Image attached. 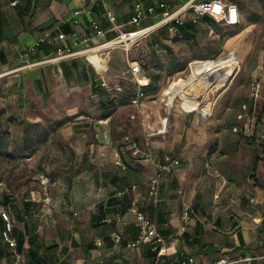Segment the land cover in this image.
<instances>
[{
	"label": "rangeland",
	"instance_id": "rangeland-1",
	"mask_svg": "<svg viewBox=\"0 0 264 264\" xmlns=\"http://www.w3.org/2000/svg\"><path fill=\"white\" fill-rule=\"evenodd\" d=\"M48 1L37 0V9L34 12L30 11V13H34V17L29 26L30 13L26 16L24 23L17 17L15 7L12 5L13 3H10V0H0L4 30L11 29L12 34L19 38V46L6 44L4 47L7 62H9L6 67L9 68L2 72L5 75H0V109H5L9 116H15L18 120L41 123L46 127H50L56 119L62 120L66 116L76 117L75 120L55 131L50 140L43 146H39L37 153L32 157L18 159L15 163L0 159V176L3 179L0 184V204L10 207L13 212H17L18 209L15 204L18 201L16 198L28 195L27 190L32 187L41 189L38 181L42 174L55 181L69 179L75 173L88 168L93 174H95L94 170H97L99 174L106 172V176H109L111 181L112 174L118 172L117 167L122 170V166L127 164L121 163L122 161L116 156L113 148L103 153H99V151L91 153L89 149L91 147L89 142L94 130L85 124L86 121L83 118L79 117L78 119L77 117L80 114H86L90 120L97 121L102 115L100 107H98L102 98L99 93L94 95L91 86L85 83L84 76L80 75L82 81L78 77V79L67 81L60 70V62L63 61H50L44 65L32 66V54L26 56L28 49L33 46L34 40L40 36L41 30L48 28L55 21L50 9L45 5L48 4ZM185 1L187 0H183V2ZM236 2L242 16L239 26L222 27L216 23H210L207 20L209 18H205L204 21L196 24L198 32L193 40H186L184 33L178 34L169 31V34L164 36L167 37L164 44L169 46L173 54H159L152 48L154 34L146 39H139L129 53L125 52L123 47H118L97 52L89 58L90 62L99 70L107 68L101 77L106 79L112 97L117 100L122 90L124 91L125 88H129L133 84L128 62L141 61L145 66L142 75H158L160 77L159 93L155 97L149 96L142 101L146 102L148 110H146V104L139 108L123 102L124 106L114 116L117 122V132L126 131V136L134 137L141 142L138 143L140 153L136 155L139 160L143 161L141 156L144 155L146 149L141 141L145 123L142 119V111H149V115L152 116L150 118L154 119L155 123L156 119L161 116L166 117L171 110L165 129L169 133L167 142L171 144L175 152H178L182 145L189 146L186 152L193 157L194 169L187 176V181L183 183L184 189L190 193L199 187L201 196L211 195V190H208L209 184L206 185L208 182H206L207 176L203 171V163L209 153L213 151L217 153L215 167L218 172L225 181L236 185L234 193H238V199L232 196L230 198L234 201L239 200L242 194L248 192L253 196L251 191L257 187H264V154L261 151L259 153L241 135L229 130L231 125L236 124V115L240 106L252 102L251 81L253 75L260 66L264 70V0H236ZM22 4V8H24L26 1ZM107 6L111 7L109 0H107ZM87 19L91 18L87 17ZM103 19H105L103 13L96 19L100 26ZM86 21L84 20L83 25H87V35L82 36H88L91 33L90 24H87ZM151 23L147 22L146 24ZM134 28L133 26L127 27V29ZM162 30H160V34L164 33ZM106 40L108 37L102 41L92 40L87 46L75 50L85 51L99 46ZM87 56V54H81V57H70L65 60L79 59L83 65L84 62L86 63L84 66L89 68V75L92 78L100 77V73H97V70L89 63ZM54 58L53 56L51 59ZM193 61L197 62L191 72L189 64ZM229 62H233L232 66L236 68V74L233 78L224 79L221 86L215 87L218 85V71L212 76L196 80L200 72L205 71L208 67ZM6 67L4 68L7 69ZM4 68H0V70ZM37 78L43 81L41 90L37 89L34 83ZM192 81L194 83L191 84ZM189 84L190 86L186 87ZM213 86L215 89H212ZM184 88L183 94L177 95L179 90ZM199 94L204 96L199 99V104L196 105L194 104L195 98ZM170 102H175L173 108L170 107ZM4 128L8 129L10 133L12 132L15 139L22 137L23 128L19 126H10V128L4 126ZM256 156H259L260 163L256 180H254L250 176V169L251 162ZM129 169L130 167L126 165L125 170L129 171ZM124 171H121L122 176L117 175L116 177L126 179L127 175L124 174ZM147 174L144 172L145 177H148ZM144 176L142 175L143 178ZM167 179L168 176H166L164 184L167 183ZM180 188L173 189L175 201L169 203L172 212L177 213L178 216L182 211V202L177 200ZM241 188L245 190H241ZM240 190L241 192H239ZM164 191L169 192L170 187L164 185ZM8 197L10 201H8ZM210 197L212 198V196ZM230 203L234 205V210L240 207V203L236 205L234 202ZM18 205L22 206L20 202ZM207 205L204 203L195 205V214L210 212L214 206H217ZM160 206L161 203L159 204L161 209ZM40 209L41 207L38 211ZM219 211L220 209H218ZM15 219L18 220L17 216ZM17 226L21 229L23 225L16 222V228ZM113 229L110 231L113 232ZM218 238L223 239L224 237L219 235ZM2 243L0 242V244ZM9 262L8 260L0 261V264H10ZM138 264L145 263L140 261Z\"/></svg>",
	"mask_w": 264,
	"mask_h": 264
},
{
	"label": "crops",
	"instance_id": "crops-1",
	"mask_svg": "<svg viewBox=\"0 0 264 264\" xmlns=\"http://www.w3.org/2000/svg\"><path fill=\"white\" fill-rule=\"evenodd\" d=\"M158 1L160 0H109L111 4L109 8L114 12L119 23L127 24L132 20L135 3L141 2L147 7ZM225 1L233 3L230 0ZM92 2L93 0H49L48 4L45 5L50 9V13H52L53 18L57 22L54 24V21L51 25L53 27L41 33L38 39L55 26L68 22L72 18L70 16H73L74 10L84 8ZM15 4L13 3L12 5L15 6ZM95 18L97 19L98 17ZM103 24L108 25L109 23L103 19V22H101L102 28H104ZM86 30L87 25L85 24L83 27L81 26L76 29L79 37L87 35ZM38 39H35L34 42ZM54 40L55 43L57 42V45H62L57 39ZM6 44L19 46V43H0V53L3 52L4 55L3 58H0V68L8 66L9 63L7 62V54L4 52ZM92 55H89L88 58H91ZM75 60L80 64V75H89V68L84 66L86 65L85 62L83 65V62L81 63L79 59L64 61L71 62ZM6 68L0 70V73L5 72L9 67ZM0 75L3 76L5 74L2 73ZM141 78L146 81L148 80L145 74ZM224 79L227 78L219 76L217 79L218 85L215 87L221 86ZM36 82L37 80H34V83ZM192 83L194 82L192 81ZM215 87L213 86L212 89H215ZM198 96L201 98L204 95L199 94ZM173 103L175 102H170V107L172 108L174 107ZM145 104L146 102H142L140 107L145 106ZM146 107V110H148L147 104ZM146 112L142 111V119H144L145 123L143 127V140L141 141L145 145V138L150 136L149 144L156 155L161 157L165 153H169L181 160V166L172 176L176 178L178 188L181 187L179 191L185 192V197L192 204L194 210L192 226L185 233L186 235L181 234V214L178 216L169 207V203L175 201V193L171 189L169 192L164 191V185L167 184H164L166 176L170 175L167 174L162 187L160 206V212L164 216L168 215L166 217L167 222L158 225L160 230L165 232V237L171 240L173 238L174 240L175 238L180 239L174 253L171 254L172 257L177 261L183 257L194 256L200 264H209L226 253H231L233 256H247L250 254L264 256V187H257L251 191L253 196L249 195L250 192H248L242 194L239 200L234 201L230 199L231 196L238 199V193H234L236 185L225 181L224 177L218 172L215 167L217 153L212 151L203 163V171L207 176L206 182H208L206 185L208 186L209 184L208 190H211V195L201 196L199 187H196L189 193L184 189L183 183L187 181V176L194 169L193 157L186 152L189 146L185 147L182 145L179 151L175 152L171 144L167 142V135L169 133L165 131L164 120L170 117L171 112L169 111L166 117L161 116L159 119H156L155 123L153 122L154 119L150 118L152 116L149 115V111ZM79 117L80 119L83 118L86 121L85 124L94 130V134L91 136V141L89 142L91 153L95 151L103 153L113 148L116 156L122 161L121 163L125 162L127 164L121 165L122 170L117 167L116 170L118 172L114 174L110 172L113 175L111 181L108 178L109 176H106V172L99 174L97 170H94L95 174H93L88 168L79 172L73 177V180L71 178L53 180L51 187L52 201L49 206H43L44 194H42L40 188L32 187L30 190L28 189V195L16 198L18 200L15 203L18 206L17 212L11 211L15 227L17 222L19 225H23L21 229L17 226L18 230L26 232L28 222L35 225L37 233L45 244L56 247L55 264H111L116 259H124L123 261L127 264H138L140 261L150 264L149 245H143V248H140L137 252H130L124 249L119 253L113 249L112 236L116 233L121 234L124 244L133 241L136 237L133 225H125L117 221V217L121 215L120 212L122 210L126 209L127 204L141 209L142 212H146L149 218L157 221V215L154 216L151 209L148 211V208H153V202L148 194L149 181L153 175V169L147 163L144 155L141 156L143 161L137 158L136 155L140 153L139 151L124 152L128 136H120L119 140L114 141L112 138V119L109 120V124L107 125L102 122L103 120H90L86 115L80 114L77 118L79 119ZM151 123L153 124L151 125ZM129 139L137 144L141 143L134 137ZM126 165L130 167L129 171L125 170ZM121 171H124V174L127 175L126 179L116 177L117 175L122 176L123 173ZM144 172L148 173V177L144 176ZM227 183L229 184L228 186ZM186 188H188V185H186ZM241 190L245 189L241 188ZM178 197L179 199L177 200L181 201V196L179 195ZM251 200L255 202L252 203ZM19 202L22 206L18 205ZM230 202H234L235 205L240 203V207L234 210V205ZM199 203L208 204L207 206L210 207L211 205L217 206H214L210 212L206 211L204 214L198 215L195 214V205ZM40 207L41 209L38 211ZM5 209H9V207L0 204V211ZM218 209H220L219 212ZM15 216H17V221ZM107 219H113L115 223L107 224L105 222ZM110 229H113V232ZM219 235H222L224 238H218ZM187 236L190 237L188 241H193V246L188 244L187 239H185ZM206 236H208L207 239ZM96 238H103L106 246L102 249H97L94 245ZM0 245L7 249L11 255L10 249L4 243ZM27 247L28 245H26ZM207 247L210 249H207ZM63 250H67V252ZM108 251H112L115 254L111 261L105 260V253ZM7 260L10 261V264H15V259L12 255L0 261Z\"/></svg>",
	"mask_w": 264,
	"mask_h": 264
},
{
	"label": "built area",
	"instance_id": "built-area-1",
	"mask_svg": "<svg viewBox=\"0 0 264 264\" xmlns=\"http://www.w3.org/2000/svg\"><path fill=\"white\" fill-rule=\"evenodd\" d=\"M100 3L103 6V16L110 24V29H103L99 22L93 17V7ZM72 18L66 23H70L74 29L73 33L66 35L61 31V24L55 26L52 30L45 32L33 46L28 49L26 56L34 54L37 49L47 43L48 41L57 39L58 41L68 42L71 47L67 49H58L54 59L53 56L45 57L40 61L33 62L32 66L44 65L50 61H64L70 57H81V54L92 55L97 50H109L123 47L125 52L129 53L133 45L139 39H146L151 35H154L162 29H168L170 32H176V27L184 26L186 22H193L197 24L202 22L205 18L214 19L216 24L222 27H237L241 24V11L239 7L231 2L225 0H160L155 4L144 6L143 3L137 2L133 7V17L127 24L119 23L114 12L107 6V0H93L90 5L74 10ZM90 17V32L88 36L79 37L77 28L83 26L84 20ZM152 22L151 24H146ZM128 26L135 27L134 29H127ZM108 33L116 34L111 40L100 44L91 49L85 51H76L79 47L87 46L92 40H105ZM87 56V60L93 65ZM47 60V61H46ZM197 61H193L189 64L191 72L194 69L193 66ZM129 71L133 78V82L137 86V94L131 99V105L140 107L142 101L147 97L142 90V86L146 84V80L141 78L142 67L139 62H128ZM93 67L100 73V77L95 80L100 81L101 86L110 88L104 77H101L107 68L99 70L94 65ZM251 97L252 104H243L237 115L236 124L233 127V133L241 135L247 140L254 141L256 145L264 149V111L261 115H258L259 102L264 100V70L260 66L255 72L251 82ZM172 108V107H171ZM171 111V110H170ZM169 118L164 120L165 127ZM109 124V120L102 121ZM166 123V124H165ZM150 136L145 138V150L144 153L147 163L153 169V175L149 181V198H151L153 205L158 207L161 203V192L165 176L167 174H174V172L181 166V160L174 157L169 153H165L161 157L156 155L149 144ZM124 152H138V144L127 139V144L124 147ZM39 184L44 194L43 206H49L51 204V187L52 180L47 175L39 176ZM181 196L182 212H181V226L180 233L185 234L188 231L190 224L194 219V210L191 203H189L183 193L178 191ZM251 202H255L251 200ZM0 215L5 222V228L1 233L2 242L10 249L12 256L15 259V264H21L23 260L22 254L18 251V240L14 236V219L12 212L9 209L1 210ZM117 221L123 224H131L137 228V238L133 241L124 244L123 236L121 234H113L112 243L113 249L119 253L122 250H128L130 252H137L143 245H149L151 252L156 253L157 259L171 258L175 251L178 240H171L163 235L159 231L158 222L155 219L148 217L146 212L137 207H132L125 214H121L117 217ZM107 224H111L112 219L105 220ZM94 245L97 249H102L106 246L103 238H96ZM114 252L108 251L105 253V260L111 261L114 257ZM124 259H116L111 264H127ZM85 263V260H84ZM103 264V263H102ZM171 264H200L194 256L183 257L179 260L173 261ZM202 264V263H201ZM209 264H264V256H258L250 254L247 256H233L231 253H226L214 260Z\"/></svg>",
	"mask_w": 264,
	"mask_h": 264
},
{
	"label": "trees",
	"instance_id": "trees-1",
	"mask_svg": "<svg viewBox=\"0 0 264 264\" xmlns=\"http://www.w3.org/2000/svg\"><path fill=\"white\" fill-rule=\"evenodd\" d=\"M24 1H26V6L22 8ZM233 3L236 2V0H230ZM10 3H16L15 4V10L17 13V17L25 23L26 16L32 12H34L37 9V0H10ZM237 3V2H236ZM235 3V4H236ZM237 5V4H236ZM104 12L103 6L98 3L93 7V17H99L102 15ZM2 8L0 5V43H19V39L17 35H13L11 29L4 30L3 24H2ZM31 18L29 21V26L30 22L34 17V13H30ZM87 24H90V19L86 18ZM210 23L215 24L216 22L214 19H207ZM53 26H49L48 28L42 29L41 33L44 31L51 29ZM105 30L110 29V25L106 24L103 26ZM198 26L194 24L193 22H186L184 26L177 27L176 28V33L181 34L184 33V37L186 40H193L197 36V28ZM37 29V28H36ZM61 31L66 33V35H70L73 33L74 29L70 23L62 24L61 25ZM10 30V31H9ZM164 33L160 34L161 31H158L157 34L155 33L154 35V41L151 43L152 48L159 54H165V53H170L173 54V51L169 48V46L164 44V40H167V37H164L169 34V30L165 29L162 30ZM116 34L112 33L108 35V40H111L112 38L115 37ZM61 46L57 45V42L55 43L54 41L50 40L47 43L41 45L38 49L37 52L32 54L31 56V61L36 62L40 61L45 57L49 56H55L57 54L58 49H67L71 47L70 43H66L63 41H59ZM3 52L0 53V58H3ZM133 62H139V61H133ZM142 71L144 70L141 61L139 62ZM79 65L78 61H63L60 63V68L64 74V77L67 79V81H71L72 79H78L82 81V77H80L79 73ZM159 69V68H158ZM130 73V71H129ZM84 76V75H83ZM147 81L146 84L142 86V90L146 97H155L159 93V87H158V82L160 80V77L158 75H152V76H147ZM78 77V78H77ZM96 78L90 77V75L85 74L84 76V81L85 83L89 84L94 92V95L99 93L101 101L98 104V107H100V110L102 112V115L98 118V120H110L112 119V138L114 141L119 140L120 136H125L126 131H116V119H114L115 114L117 111L124 106V103L126 104H131V99H133L136 94H137V86L133 82L131 84V87L125 88V90H122V93L118 95V100L114 99L112 97L111 91H109L107 88H104L101 86L100 81H96ZM252 82V81H251ZM36 88L41 90L43 88V81L39 78H37V82L35 83ZM133 87V88H132ZM101 92V93H100ZM120 96V97H119ZM124 102V103H123ZM260 104L258 105V115H261L264 111V100L263 102H259ZM245 104V103H244ZM247 104L251 105V102H248ZM243 105V104H242ZM241 105V106H242ZM240 106V107H241ZM8 111L5 109H0V159L5 160L6 162L9 163H15L18 161V159H28L32 157L34 154L37 153L38 147L43 146L46 144L50 138L52 137L53 133L57 130H60L63 126L68 124L69 122L74 120V117H68L66 116L64 119H56L55 121L52 122L50 127H46L41 123H30L25 120H18L15 116H9L7 114ZM86 115V114H84ZM87 116V115H86ZM7 117V118H6ZM4 126H7V128H10V126H19L23 128L22 130V137L19 139H15L12 132L10 133L8 129L3 128ZM233 127L234 125L229 127V130L233 132ZM242 137V136H241ZM244 138V137H243ZM245 139V138H244ZM247 140V139H246ZM248 142L251 143V145L254 146V148L260 153V151L264 154V149L260 148L254 141L247 140ZM12 148V150H11ZM259 156H256L252 162H251V169H250V176L252 179L256 180L257 177V171L259 167ZM78 173H75L74 176L71 177L73 180V177H75ZM38 181V180H37ZM3 179L0 176V184H2ZM39 183V181H38ZM53 183V180H52ZM168 187H170L171 190L178 188V182L176 178L170 174L168 176V181L167 184ZM8 201H10L9 197L7 198ZM109 204H111L109 202ZM133 206H130L127 204V207L125 210H122L120 214H125L128 210H130ZM153 208H149L152 211V214L154 216L157 215V221L158 224H165L167 222V214L164 216L163 213L160 212V208L155 207L152 205ZM9 210L11 208L9 207ZM141 210V209H140ZM12 211V210H11ZM119 213V212H118ZM112 223H115V220L112 219ZM5 222L3 221V218L0 215V242L1 240V233L3 229L5 228ZM135 228V239L137 238V228L133 225ZM160 230V228H159ZM162 231V230H160ZM161 235H166L165 232H161ZM186 235V234H185ZM14 236L18 240V251L22 254L23 260L21 264H55L56 261V247L53 246H47L45 242L42 240V238L39 236L37 233V227L30 222L27 223V228L26 232H21L15 227L14 223ZM190 237H186L188 244L191 246L194 245L193 241L190 242L188 241ZM134 239V240H135ZM26 245L28 247L26 248ZM207 249H210L207 247ZM64 252H67V250H63ZM12 255V254H11ZM7 249L2 247L0 245V260H4V258L10 257L11 256ZM149 260L150 264H171L175 259L173 257L171 258H161L157 259L156 253H153L149 251Z\"/></svg>",
	"mask_w": 264,
	"mask_h": 264
},
{
	"label": "bare ground",
	"instance_id": "bare-ground-1",
	"mask_svg": "<svg viewBox=\"0 0 264 264\" xmlns=\"http://www.w3.org/2000/svg\"><path fill=\"white\" fill-rule=\"evenodd\" d=\"M97 52H100V50H97L95 53H97ZM95 53H93V54H95ZM232 64H233V62H229L226 64L210 66L206 70L204 69L205 71H201L200 75H198L199 76L198 79H196V80H201V79L206 78L207 76H212L217 71H218L220 77H226L227 79L233 78L236 74L235 73L236 68L234 66H232ZM189 86L190 85H188L186 87H189ZM185 88L182 90H179L177 95L183 94ZM199 99H200V96L197 95L195 98L196 104H199Z\"/></svg>",
	"mask_w": 264,
	"mask_h": 264
}]
</instances>
